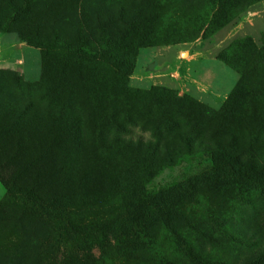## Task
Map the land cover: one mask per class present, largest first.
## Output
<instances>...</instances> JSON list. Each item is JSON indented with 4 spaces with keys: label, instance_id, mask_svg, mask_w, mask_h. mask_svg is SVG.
I'll return each mask as SVG.
<instances>
[{
    "label": "rangeland",
    "instance_id": "374dc122",
    "mask_svg": "<svg viewBox=\"0 0 264 264\" xmlns=\"http://www.w3.org/2000/svg\"><path fill=\"white\" fill-rule=\"evenodd\" d=\"M247 2L0 0V264H264V56L246 48L264 51V0Z\"/></svg>",
    "mask_w": 264,
    "mask_h": 264
},
{
    "label": "trees",
    "instance_id": "16d2710c",
    "mask_svg": "<svg viewBox=\"0 0 264 264\" xmlns=\"http://www.w3.org/2000/svg\"><path fill=\"white\" fill-rule=\"evenodd\" d=\"M246 1H249V2H247V5H248L250 3V1L252 2L253 0H246ZM227 16H228V14L225 11V6L221 5V7L218 9V12L214 13L213 16H212V24H213V22L217 23L219 21H222V20L226 19ZM232 17H234V15L230 16L229 20L232 19ZM229 20H227V21H229ZM239 45L241 46L240 47L241 49H242L243 46H245L244 42L243 43L240 42ZM234 47H236V44H234L233 48ZM246 48H249V51L251 52V55H254L255 59H257V60L264 56V51H261V50L257 49L255 46L249 45ZM233 53H235V51H233ZM228 55L232 56V54H230V53H228ZM238 57L242 58L241 55H238ZM250 58H252V56L248 57V59H250ZM240 62H241V67H242L243 66L242 62L243 61L240 60ZM244 69L247 70L246 68H244ZM246 81L247 80H245V79H241L239 84H238V86H237V88L235 89V91L233 92V95H232V96L236 97L237 99L242 98V100H241L242 103L239 104L240 106L249 105L247 102L253 101V99L255 97L254 94L257 91V85L256 84H252V83L248 82L247 85H246ZM248 88H251L252 92H250V90H248ZM220 148H222V145L219 143L218 144V148H217V146L213 147V148H210V151L215 153V154H217L219 151L225 150L224 148L223 149H220ZM186 149L188 151L187 153L190 152L191 156L198 155L199 151L201 150L200 147H198V148L194 147L193 148V145H192V147L191 146H187ZM161 150H162V148L159 146V144H157L155 146V149H154L155 153H159ZM164 150H165V152L168 153L167 155L170 154V148L169 147H165ZM232 150H233V155L238 156L241 153H246V152L251 151V148L250 147L244 148V146L237 145L235 148H232ZM179 156H181V154ZM31 196L36 198V199H38L39 201H44L36 194H31ZM163 196H164V192H162V194H161V197H163ZM51 200L55 201V202H57V203H59L61 205L71 204V202H70L68 197L67 198H63V197L62 198L61 197L52 198ZM187 251H188V253L190 255H193V251L190 249V247L187 248ZM175 262L177 263L176 260H175Z\"/></svg>",
    "mask_w": 264,
    "mask_h": 264
}]
</instances>
